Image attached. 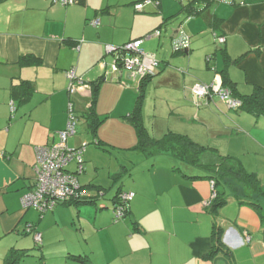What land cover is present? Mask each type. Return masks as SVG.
<instances>
[{
	"label": "crops",
	"instance_id": "1",
	"mask_svg": "<svg viewBox=\"0 0 264 264\" xmlns=\"http://www.w3.org/2000/svg\"><path fill=\"white\" fill-rule=\"evenodd\" d=\"M140 1L78 0L64 7L52 0H0V264H264L259 214L233 193L213 211L212 181L196 167L180 162L183 172L175 157L148 169L151 177L134 173L121 187L111 181L118 166L135 169L145 156L129 120L142 81L115 70L118 56L108 49L143 39L141 49L160 63L141 104L152 138L186 136L237 160L264 185V114L229 109L218 96L197 106L192 92L197 84L219 81L238 98L264 91V0H160L158 7L138 11ZM96 19L100 24L91 26ZM157 30L161 36L150 37ZM181 31L190 47L172 52ZM71 69L86 84L75 94L66 76ZM71 102L79 118L73 148L86 144L82 186L117 190L94 207L59 205L40 218L23 209L22 197L35 185L36 149L58 141ZM92 107L102 122L97 129L88 115ZM109 133L114 141L105 137ZM97 144L125 152L105 178L98 172ZM121 192L135 197L126 218L115 222L112 206ZM29 226L42 235L39 261L24 262L36 258ZM218 238L219 250L211 256Z\"/></svg>",
	"mask_w": 264,
	"mask_h": 264
},
{
	"label": "built area",
	"instance_id": "2",
	"mask_svg": "<svg viewBox=\"0 0 264 264\" xmlns=\"http://www.w3.org/2000/svg\"><path fill=\"white\" fill-rule=\"evenodd\" d=\"M174 1L185 5L194 4L199 0ZM77 2L78 0H52L53 5L64 7L74 5ZM149 5L158 7L160 0H141L135 4V8L138 11H143ZM99 24L98 19L90 22L93 27H97ZM161 34V30H157L150 37H160ZM216 40L219 44L225 43V38L222 36L216 37ZM190 41V37L184 31L179 32L178 36L173 39L174 51H187L190 47ZM143 42L144 40L141 39L129 42L117 49L109 47L108 49L118 56L114 69L126 70L141 81L152 77L160 63L155 54L146 53L141 49ZM211 58L210 56L209 60ZM66 76L70 81V94H75L86 86L84 80L76 74L74 69L69 70ZM192 92L197 106L201 105L203 100L209 101L214 96H218L229 109L239 110L242 106L241 101L233 96L232 90L223 87L220 81L218 84L212 85L197 84ZM68 110V123L66 128L58 133V141L51 146H42L36 149L35 185L31 191L22 197L21 202L24 210L35 209L44 216L59 205L93 201L104 196L101 191L92 195L88 188L82 186L80 182V176L85 172L83 155L86 144L81 148H71L69 146V138L77 132L78 116L75 114L72 102L69 104ZM72 164H74L73 169H71ZM211 183L214 190L215 183L213 181ZM134 197L133 192H121L119 194V198L114 203L115 222H119L126 217L129 203ZM213 197H216L214 191ZM27 231L34 234L36 244H42V235L39 232H33L32 226H29Z\"/></svg>",
	"mask_w": 264,
	"mask_h": 264
},
{
	"label": "trees",
	"instance_id": "3",
	"mask_svg": "<svg viewBox=\"0 0 264 264\" xmlns=\"http://www.w3.org/2000/svg\"><path fill=\"white\" fill-rule=\"evenodd\" d=\"M29 58L30 57L23 58L21 63H25ZM150 78L151 77H148L142 81L139 89L140 98L137 103V107L129 116V120L137 131V148L149 156L157 153H170L189 166L199 169L202 168L203 171L207 172L206 178L215 183L213 191L216 194V197H214L213 200L212 210H218L226 205L228 196L233 193L242 204L249 205L259 214L263 225L264 236V185L255 174L247 173L241 163L237 160L229 157H222L216 152V150L201 146L186 136L168 133L162 139L156 140L147 133V130L143 125L141 104L143 102L142 100L144 97L146 83L150 80ZM227 87L232 90L233 96L241 101L242 106L240 109L256 114H264L263 90L258 89L252 96L238 98L235 95L234 89L231 86ZM92 109L93 107L88 112V115L93 128L97 129L102 122L96 117V115H94V111ZM240 186L245 190H248L250 194H243V192L239 189ZM118 198L119 195L114 201H117ZM98 200H100V198H96L93 201L62 205L93 204ZM129 211L130 206L127 209V215ZM218 239H214L215 244L211 256L216 255L219 250L217 249L219 245L218 242L221 240ZM84 263H86L85 260L82 261V264Z\"/></svg>",
	"mask_w": 264,
	"mask_h": 264
},
{
	"label": "rangeland",
	"instance_id": "4",
	"mask_svg": "<svg viewBox=\"0 0 264 264\" xmlns=\"http://www.w3.org/2000/svg\"><path fill=\"white\" fill-rule=\"evenodd\" d=\"M174 1V0H173ZM176 4H180V3H178V2H176V1H174ZM159 50V48L158 49H156V51L155 52H157ZM174 51V48H173V45H172V52ZM175 52V51H174ZM146 53H150V51H148V50H146ZM156 74V72L153 74V75H155ZM140 93V92H139ZM140 95V94H139ZM155 101H157V100H155ZM70 104V103H69ZM69 104H68V107H69ZM78 123H79V118H78ZM77 123V124H78ZM78 129H80V127L78 126ZM73 137L74 136H72V137H70L69 138V140L71 141V143H69L68 142V144H69V146H70V144H71V148H73V146H74V143L72 142V140H73ZM105 137L106 138H108V139H110V141H114V137H112V134L111 133H109L108 135H105ZM98 145V147H99V149H101V151L99 152L100 153V158L98 157V163L100 164V165H102L103 166V169H101V170H99L98 172H100V175L102 176V177H107V175L109 174L108 172H109V168L108 167H110L112 164H114V161L116 162V164H118V159H120L121 160V158L125 155V152H122V151H119V150H116L115 148H113V147H111V148H109L108 146H105L104 144H101V146H99L100 144H97ZM110 146H112V145H110ZM108 149H110V150H108ZM126 154H129V153H127L126 152ZM140 154H142V155H144L145 156V161L144 162H141L139 165H138V167H136L135 169H131L130 170V166L129 165H127L126 166V164L124 165L125 166V168H120L119 166H118V174H117V176L115 175V174H112L111 175V177H110V179H111V181L112 182H114V183H116V181H119L118 182V185H120V187L122 186V184L124 183V182H127L128 180H130V178H131V176H132V174H139V175H141L142 176V174L143 173H145L147 176H150L151 177V175L152 174H149L148 173V169H152V168H160L161 167V165L162 164H166V163H168V162H174L175 160H176V158H175V156H173L172 154H170V153H164L163 155H157V156H155L154 157V155H150V157L148 156V155H145V153H143V152H141ZM169 160V161H168ZM178 160V159H177ZM176 162V161H175ZM178 162V161H177ZM181 161H179L178 163H176V167H180V169L183 171V172H186L184 169H186V167H184L181 163H180ZM103 164H106L105 166L103 165ZM147 164H148V166H147ZM153 164H155V165H153ZM177 164H178V166H177ZM151 165H153V166H151ZM148 167V168H147ZM74 168V164H72L71 165V169H73ZM190 168H195V167H190ZM195 170H196V173L197 174H202L203 172H205V173H207L206 171H203L202 170V168H195ZM95 171V170H94ZM143 172V173H142ZM153 172H154V170H153ZM85 173V172H84ZM83 173V174H84ZM82 174V175H83ZM81 175V176H82ZM84 176H85V174H84ZM82 178V177H81ZM114 185V184H113ZM127 185H129V183L127 184ZM116 190H117V187L116 188H112V189H107V191H104V190H99L98 188H96L95 186H91L89 189H88V191L93 195V194H95V193H97L98 191H101V192H103V194H107V197H108V195L111 193V195L110 196H114L115 195V193H116ZM98 202V201H97ZM96 202V203H97ZM96 203H93V204H88L89 206H93L94 207V204H96ZM114 202H113V206H112V209L114 210ZM31 210H34L35 212H37L36 214H37V216H39L40 218H41V214L37 211V210H35V209H31ZM52 211H50V212H48V213H51ZM47 213V214H48ZM45 216V215H44ZM114 217H115V212H114ZM126 218V217H125ZM124 218V219H125ZM124 219H122L121 221H119V222H122ZM258 237L259 238H263V234H261V233H258ZM34 247H35V251H34V254L36 255V258H33V257H30V258H27V259H25L24 260V262H27V261H29V260H37V261H39V260H41L40 259V257L39 256H41V250L39 249V246L35 243V245H34ZM51 260H54V259H51ZM52 263V261H50V264Z\"/></svg>",
	"mask_w": 264,
	"mask_h": 264
}]
</instances>
